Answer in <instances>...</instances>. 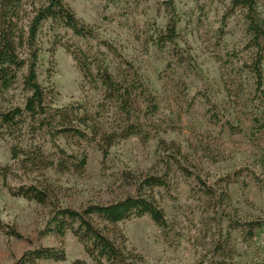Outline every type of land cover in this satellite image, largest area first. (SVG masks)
Returning a JSON list of instances; mask_svg holds the SVG:
<instances>
[{
  "label": "rangeland",
  "instance_id": "1",
  "mask_svg": "<svg viewBox=\"0 0 264 264\" xmlns=\"http://www.w3.org/2000/svg\"><path fill=\"white\" fill-rule=\"evenodd\" d=\"M65 1L80 20L95 27L101 39L111 42L139 68L157 98L160 114L144 117L145 106L139 104L136 117L143 134L125 137V118L104 100L102 88L84 77L62 45L52 51L54 36L55 41L88 54L104 52L116 76L125 65L97 41L79 39L65 30L53 33L47 24L39 36L38 80L48 89L54 108L76 107L65 110L67 115L57 119L58 125L79 128L95 140L87 142L73 135L58 139L68 153L87 156L84 170L54 154L55 167L37 169L28 163L31 170L26 172L21 163L24 157L13 160L10 144L0 139V264H11L41 247L62 248L67 255L66 262L43 264L75 260L92 264L72 232L64 237L46 235L53 204L80 211L90 204L106 205L136 195L135 179L164 175L166 162L173 158V143L181 148L183 165L203 183L193 179L190 185L174 168L169 177L171 195L162 188L146 191L165 212L170 231L164 234L149 217L116 226L95 222L132 253L134 264H264V230H256L255 237L246 240L244 232L236 229L227 246L230 223L224 215L264 221V188L248 173L228 186L219 181L241 168L264 179V127L256 129L252 121L256 114L264 126V102L254 104V78L244 67L253 58L247 49L246 11L239 9L224 28L222 18L231 0H175L178 39L174 45L161 47L157 38L168 23L166 0ZM25 2L32 9L43 0ZM258 10L264 19V0ZM182 57L188 59L184 67ZM202 93L217 105L221 119L238 132L212 119ZM41 144L46 154L53 152L46 138ZM26 184L45 190L52 202L38 204L11 194L10 187ZM202 188L212 189L215 198H208ZM220 195H228L230 201L222 203ZM11 230L22 238L10 236Z\"/></svg>",
  "mask_w": 264,
  "mask_h": 264
},
{
  "label": "trees",
  "instance_id": "2",
  "mask_svg": "<svg viewBox=\"0 0 264 264\" xmlns=\"http://www.w3.org/2000/svg\"><path fill=\"white\" fill-rule=\"evenodd\" d=\"M106 1L114 4L122 0ZM259 2L260 0H231L222 18V25L225 28L228 20L239 9L247 13V32L250 37L247 49L253 53V58L244 67L254 78V104L264 102V19L258 10ZM164 5L168 13V23L165 31L157 38V43L161 47H166L167 44L174 45L178 39L179 16L175 0H166ZM47 24L53 33L65 30L79 39L97 41L125 65L126 69L121 70L116 76L111 71L104 52L96 50L88 54L81 49H74L70 44L63 43L59 39L55 41L56 36H54L52 51H55L58 45H62L74 58L84 77L90 83L99 85L103 90L104 100L113 104L125 118V137L143 134V125L140 118L136 117L139 104L145 106L144 117L158 116L160 107L139 68L127 61L111 42L101 39L95 27L80 20L65 0H43L41 4L33 6L32 9L28 8L25 0H0V105L2 108L5 106V109H0V139L10 144L13 160L24 157L21 163L26 172L31 170L28 168V163L37 169L55 167L52 160L54 154L74 162L77 169L84 170L87 156L79 158L68 153L59 146L58 139L61 136L73 135L81 140L93 142L95 136L79 128L58 125L57 119L59 117L63 119L67 115L65 110H74L76 107L54 108L48 89L43 87L38 80V67L42 53L39 36ZM181 59L182 67H184L188 59L184 57ZM200 95L208 111L213 114L212 119L217 120V124L226 126L233 133L239 131L228 120L221 119L217 105L208 95L205 93ZM252 121L254 128L264 127L256 114H253ZM43 138L47 139L53 152L48 154L44 152L41 144ZM162 145L165 147L167 144L162 143ZM171 147H173L171 156L173 158L166 162L164 175L161 177L149 175L135 179L133 183L136 186V195H130L106 205L90 204L80 211L56 207L52 203L54 212L47 223L46 235L54 234L64 237L68 231L72 232L84 247L92 264H134L132 253L124 245H118L105 234L95 219L107 225L116 226L120 223L149 217L164 234H167L171 227L165 212L154 203L150 196H146V191L162 188L171 195L169 177L174 168L181 172L190 185L193 179L203 183L200 178H194L190 170L183 165L181 148L174 143ZM245 173L252 177L258 187L264 188V179L249 168L238 169L220 178L219 181L227 186L238 183ZM243 188L246 189L247 184H243ZM9 189L13 196L35 201L38 204L52 202L50 195L35 184L20 185ZM201 191L208 198H215L212 189L202 188ZM219 201L229 202L230 197L220 195ZM224 215L228 217L230 223L227 232V246H230L231 232L236 229L244 232L246 240H252L256 230H264V221H246L231 215ZM9 233L10 236L22 238L13 230ZM48 261L66 262L65 250L41 247L24 253L11 264H43ZM71 264L89 263L75 260Z\"/></svg>",
  "mask_w": 264,
  "mask_h": 264
}]
</instances>
